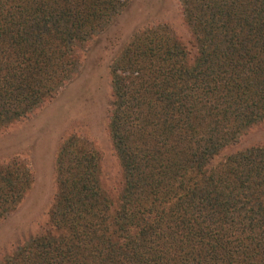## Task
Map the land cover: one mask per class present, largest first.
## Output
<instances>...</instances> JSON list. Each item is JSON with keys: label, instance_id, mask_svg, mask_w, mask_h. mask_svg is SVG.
Masks as SVG:
<instances>
[{"label": "trees", "instance_id": "1", "mask_svg": "<svg viewBox=\"0 0 264 264\" xmlns=\"http://www.w3.org/2000/svg\"><path fill=\"white\" fill-rule=\"evenodd\" d=\"M181 2L189 42L146 27L110 67L119 196L99 151L67 136L46 227L0 264H264V144L227 151L264 123V0ZM131 3L0 0V126L57 96L77 47ZM33 183L22 161L0 166V223Z\"/></svg>", "mask_w": 264, "mask_h": 264}, {"label": "rangeland", "instance_id": "2", "mask_svg": "<svg viewBox=\"0 0 264 264\" xmlns=\"http://www.w3.org/2000/svg\"><path fill=\"white\" fill-rule=\"evenodd\" d=\"M163 23L183 42L191 40L181 0H132L113 23L77 47V72L57 96L26 117L0 126V166L17 159L34 177L17 210L0 223V260L46 227L57 190L56 156L67 136L79 135L99 151L103 186L119 196L123 173L108 129L113 100L110 67L134 32ZM259 144H264V123L247 129L227 151Z\"/></svg>", "mask_w": 264, "mask_h": 264}]
</instances>
